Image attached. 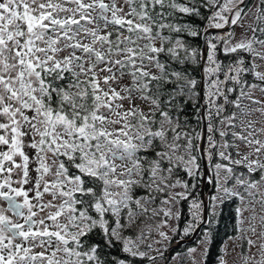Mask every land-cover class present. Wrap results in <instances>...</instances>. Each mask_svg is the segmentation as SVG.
<instances>
[{"label": "snow or ice", "instance_id": "snow-or-ice-1", "mask_svg": "<svg viewBox=\"0 0 264 264\" xmlns=\"http://www.w3.org/2000/svg\"><path fill=\"white\" fill-rule=\"evenodd\" d=\"M230 201L264 264V0H0V264H209Z\"/></svg>", "mask_w": 264, "mask_h": 264}, {"label": "trees", "instance_id": "trees-1", "mask_svg": "<svg viewBox=\"0 0 264 264\" xmlns=\"http://www.w3.org/2000/svg\"><path fill=\"white\" fill-rule=\"evenodd\" d=\"M235 206L236 202H226L220 210V215L217 217V222L215 224L214 229V240L211 247V257L209 264H213L215 257L219 254V250L221 248V245L223 242L227 239L229 235L233 234V225L235 223ZM201 232V230H200ZM199 232V233H200ZM191 237V236H190ZM189 237V238H190ZM98 239V237L93 236V240ZM177 240V239H176ZM174 240V241H176ZM196 240V238H195ZM195 240L192 243H184L181 246H190L193 245ZM173 241V242H174ZM181 246H178L179 248L175 247L171 251V255L175 253V251H179ZM115 254V253H113ZM170 255V257H171ZM169 257V258H170Z\"/></svg>", "mask_w": 264, "mask_h": 264}, {"label": "rangeland", "instance_id": "rangeland-1", "mask_svg": "<svg viewBox=\"0 0 264 264\" xmlns=\"http://www.w3.org/2000/svg\"><path fill=\"white\" fill-rule=\"evenodd\" d=\"M205 191H208V189H205ZM188 217L186 216L185 217V219H187ZM216 222H217V219H216V221L212 224V228H214L215 227V224H216ZM183 226V221L181 222V227ZM205 227H207V225H204L203 227H202V229H201V232L200 233H198L197 234V236H196V240H195V242L193 243V245H190V246H181L180 248H182V249H180L179 251H175V253L176 252H186V250H187V248H189V247H194V246H196V244H197V241L200 239V237L202 236V233H203V229L205 228ZM192 234L193 233H191L190 235H188V236H186V237H184V238H189L190 236H192ZM177 240L178 239H180V237L178 236L177 238H176ZM234 247V245H232L231 244V242H229V253H230V255L227 257L228 258V260H229V264H233V259H234V253L232 252V248ZM177 248H179V247H177ZM237 251H238V249H237ZM174 253V254H175ZM173 254V255H174ZM167 255V254H166ZM158 264H159V262H158ZM180 264H191V261L185 256L184 257V259L180 262Z\"/></svg>", "mask_w": 264, "mask_h": 264}, {"label": "water", "instance_id": "water-1", "mask_svg": "<svg viewBox=\"0 0 264 264\" xmlns=\"http://www.w3.org/2000/svg\"><path fill=\"white\" fill-rule=\"evenodd\" d=\"M203 226H204V225H203ZM203 226H202V227H203ZM202 227H201L200 229H198L195 233H193L192 236H191L190 238H184V239H183L182 241H180L179 243H177L176 241H179L180 239L174 241V242H173V245H172V247H171L169 253H167V255L170 257V255H171V251H172L175 247L181 246V245L184 244V243H192V242L195 240V238H196L197 234L199 233V231L202 229Z\"/></svg>", "mask_w": 264, "mask_h": 264}]
</instances>
